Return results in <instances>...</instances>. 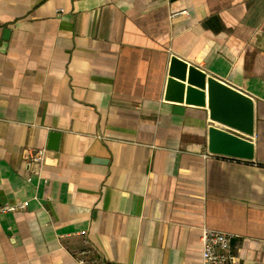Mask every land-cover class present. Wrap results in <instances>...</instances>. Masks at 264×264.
<instances>
[{
    "label": "crops",
    "instance_id": "1",
    "mask_svg": "<svg viewBox=\"0 0 264 264\" xmlns=\"http://www.w3.org/2000/svg\"><path fill=\"white\" fill-rule=\"evenodd\" d=\"M171 54L253 97L252 159L209 152L207 107L164 98ZM16 200L0 264H79L87 245L200 264L203 226L264 264V0H0V204Z\"/></svg>",
    "mask_w": 264,
    "mask_h": 264
},
{
    "label": "water",
    "instance_id": "2",
    "mask_svg": "<svg viewBox=\"0 0 264 264\" xmlns=\"http://www.w3.org/2000/svg\"><path fill=\"white\" fill-rule=\"evenodd\" d=\"M164 98L207 107L208 118L214 122L207 126L209 152L248 160L254 157V99L249 94L171 54ZM57 135L50 133L51 138ZM55 147L53 143L50 148Z\"/></svg>",
    "mask_w": 264,
    "mask_h": 264
},
{
    "label": "built area",
    "instance_id": "3",
    "mask_svg": "<svg viewBox=\"0 0 264 264\" xmlns=\"http://www.w3.org/2000/svg\"><path fill=\"white\" fill-rule=\"evenodd\" d=\"M180 13H187L182 9L173 11L170 16L173 17ZM46 148L27 149V163L31 166L34 162L44 160ZM35 171V168H30ZM29 201L16 200L15 202H5L0 204V215L9 212L24 210ZM84 234L85 231H81ZM233 234L227 231L215 229L209 226L201 228V263L200 264H238L236 255L231 250V238ZM61 237V235L59 236ZM86 242V241H85ZM79 264H106L95 253L94 248L87 245L75 253Z\"/></svg>",
    "mask_w": 264,
    "mask_h": 264
}]
</instances>
